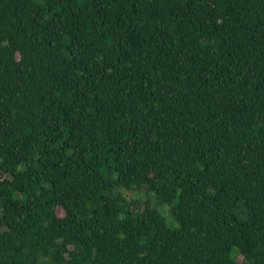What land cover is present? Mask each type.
<instances>
[{"label": "trees", "instance_id": "trees-1", "mask_svg": "<svg viewBox=\"0 0 264 264\" xmlns=\"http://www.w3.org/2000/svg\"><path fill=\"white\" fill-rule=\"evenodd\" d=\"M0 264H264V0H0Z\"/></svg>", "mask_w": 264, "mask_h": 264}, {"label": "rangeland", "instance_id": "rangeland-1", "mask_svg": "<svg viewBox=\"0 0 264 264\" xmlns=\"http://www.w3.org/2000/svg\"><path fill=\"white\" fill-rule=\"evenodd\" d=\"M161 210H162L163 213H165V215L167 216L168 219L171 218L167 206H162V207H161ZM239 260H240V259H239Z\"/></svg>", "mask_w": 264, "mask_h": 264}]
</instances>
